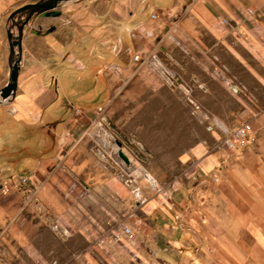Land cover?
I'll use <instances>...</instances> for the list:
<instances>
[{"label":"crops","instance_id":"1","mask_svg":"<svg viewBox=\"0 0 264 264\" xmlns=\"http://www.w3.org/2000/svg\"><path fill=\"white\" fill-rule=\"evenodd\" d=\"M32 1L0 0V84L10 74L9 23L3 16ZM129 2L128 16L120 21L114 11L89 5L62 6L30 19L23 32L16 95L0 104V173H20L18 168L24 167L31 175L27 186H37L43 202L55 206L56 215L66 221L73 212L70 206L77 207L78 220L89 207L90 227L61 234L63 240L75 236L87 243L74 253L87 255L97 249V239H90L97 234L93 225L119 218L141 231L132 239L123 235L130 242L124 240L123 255L106 257L108 264H264V214L257 217L252 209L264 205V0ZM141 25L153 34H140ZM131 51L138 52L142 62H135ZM166 52L176 82L193 86L195 99L226 124L249 121L255 141L232 153L215 143L213 135L206 136L198 146L175 155L169 172L173 178L162 180L172 188L170 197L158 202L148 195L140 202L125 193L108 159L91 149L82 129L91 120L88 114L104 108L106 119L122 133L129 96L139 93L151 95L161 115L149 123L138 118L136 124L168 125L177 134L186 103L177 94L173 98L158 70L146 69L151 59L167 63ZM113 66L120 70L114 73ZM224 77L237 84V94ZM114 92L121 93L115 102ZM192 132L186 134L191 142ZM193 159L197 168L177 178V163L185 166ZM53 188L58 198H46L45 191ZM69 188L82 196L72 201ZM99 191H105L104 213L96 210ZM33 201L34 193L26 197V202ZM15 202H21L20 196ZM114 206L122 211L115 212ZM142 217L144 226L136 224ZM25 227L19 235L24 245L44 255L35 222L27 220ZM80 256L61 264H76Z\"/></svg>","mask_w":264,"mask_h":264},{"label":"rangeland","instance_id":"2","mask_svg":"<svg viewBox=\"0 0 264 264\" xmlns=\"http://www.w3.org/2000/svg\"><path fill=\"white\" fill-rule=\"evenodd\" d=\"M35 1L37 0H33L32 2ZM75 5L96 6L98 8H103L107 12L114 11L116 21L126 18L128 16L126 9L132 7L129 0H74L63 3L59 7H71ZM123 8L125 13H122ZM15 10L9 11L3 16L4 21H8L9 25H11L10 15ZM19 16L21 15L15 16L14 20L16 23L24 20L28 14L25 13L22 15L25 16L23 19L18 18ZM99 16L106 18V16L109 15L101 14ZM1 22L2 20L0 19V24ZM16 30L17 29L15 28V33ZM138 31L140 34L143 32L148 37L153 34L150 31H146L142 25L138 27ZM136 34V32L131 33V37L134 38ZM136 53L138 52L131 51V56L134 57ZM168 54L169 53L166 52L164 55V58L168 60L167 63L160 61V65L162 68L171 72L169 65L173 67V64L169 61ZM149 61L146 69L152 71L154 65L151 63L152 59ZM119 70V67L113 66L112 71L114 73H117ZM159 70L161 71L162 69L159 68ZM9 75L8 77L3 76L0 84L2 88L5 86L4 83L7 80L9 81ZM159 79L163 85L174 92L172 94L173 98L175 97V94H177L182 100L184 99L187 106L186 111L182 110L180 118L182 119L183 125L177 127V134H174L172 127L168 125L146 124L139 126L136 124L135 121H137L138 118H141L143 122L149 123L153 121L154 117L161 115V112L158 109H154L156 105L153 103L155 101L154 98L149 94L139 93L130 94L129 100L127 101L128 111L126 114L129 118L127 119V125L124 127L125 132L123 131L121 133L118 126H115L111 120L106 119L104 108H98L94 113L91 112L88 114L91 120H89V124L82 129L85 130L84 139L88 141V145L91 146V149L97 152L100 157L104 155V160L106 158L108 159V165L110 167L112 166L111 168L114 173L119 176L120 181L123 182L124 186L127 188V190H124L125 193L134 200L140 202L147 201L148 195L156 198L158 202L167 200L171 195L172 188H168L164 185L162 180L164 178H173V175H170L169 172L171 171V166L173 167L176 162L175 155L180 157L182 152L188 149L189 146H198V144L202 143L200 140L206 138V136L210 137V135H213L215 143L216 141H219L223 148L232 153L238 151V149L252 145L255 141L254 130L249 121L241 122L235 126L228 125L195 99V88L193 86H188V84L183 81L179 84L184 88L177 85V83L174 86H171L168 81L163 79V77L162 79L159 77ZM224 80L229 85L231 93H234L235 95L239 92L237 84L234 83L233 80H228L225 77ZM232 87H236L237 89L234 90ZM185 89H187L188 92ZM120 96L121 93L114 92L112 95V101H117ZM166 96L171 98V94L169 93H167ZM189 99L193 100L194 103L199 106L198 110H193L192 104L189 103ZM217 121L222 124L223 129L216 125ZM243 125L250 127L252 141L248 142L245 146L236 144L234 148H230L225 143V140L231 137V133L234 129ZM100 127L104 129V131H98ZM189 131H193L192 134L194 139L192 142L189 141L188 136H186ZM27 136L28 135H23L25 138H28ZM30 138L31 137L29 136L28 139ZM104 138H107L108 143L103 140ZM117 141L121 142V146L117 144ZM31 142L32 141L30 140V143ZM205 146L207 147L208 145L205 144ZM106 150H108V152ZM118 150L127 156L129 159L128 163L120 158ZM178 160H180V158H178ZM189 161L185 163V166L177 163L179 171L177 178L186 176V172L190 171L192 167H194V169L197 168L194 159L190 162ZM19 163V166H21V161H19ZM18 169L20 173H0V264H50L55 261L61 264L63 261L68 262L79 255L81 256L77 259L76 264H108L106 257L110 258V256L113 255L116 258L119 255H123V249L126 248L127 244L124 240L126 239L129 243L135 235L136 230H138L131 226L132 223L126 220H119L118 218L111 223H98L93 225V231L97 232V234L92 238L90 237V239H97L93 244V246H97V249L91 248V251H89L87 255L84 253H74V251L80 252L79 249L83 250V247L86 246L87 243L75 236H72L68 240H63L61 239V234L65 233L66 235H73L75 232L81 230V227L83 226L84 230H86L87 226L90 227V222L87 221L89 207L86 206L83 208L85 209V212H83L84 219L82 217V220H78L77 217L79 216L74 214L77 207L70 206V208L73 209V212L70 213V218L65 216L66 219H70V221H66L62 214L56 215L57 209H55V206L51 207L43 202L39 197L40 189L37 188V186L31 188L30 186H27V184L30 183L29 179L31 175H27L24 172V167H19ZM144 169L150 173L146 172ZM154 169L157 171L155 172ZM194 171L195 170H192L191 176L195 173ZM145 172L156 181V185L147 178ZM21 178L27 179V182L25 184H20L19 181ZM213 179L217 181L215 176H213ZM68 191V195L71 197L72 201L74 198L80 197V195L82 196V194H79L71 188H69ZM33 193L34 201L30 203L26 202V197L29 196L31 198ZM104 193L105 191H99L97 194L98 204L96 210H98V213L106 212L105 206L102 204L105 200ZM16 196H20L21 202H15ZM58 196V191L54 188L45 191L46 198L56 199ZM18 207L20 210L16 214ZM112 209L117 213L122 211L121 207L114 206ZM252 209L257 217H261L264 214V205ZM67 211L70 210L67 209ZM132 214L133 211L129 212L127 217L129 218L133 216ZM56 217L59 221H55ZM27 220L35 222V230L39 232L41 248L44 251V255L35 253L31 248H27L24 245L25 239H21L19 236L21 235V230H24V228L26 229L25 222ZM136 224L144 226L145 223L143 217L142 219H139ZM123 226H126L131 230L130 235L126 236L131 239L124 238ZM138 231H141V228ZM89 233L90 232H87L88 235ZM108 236L110 237V241L108 243L109 246L107 247L106 240H108ZM50 249L53 252H49Z\"/></svg>","mask_w":264,"mask_h":264},{"label":"water","instance_id":"3","mask_svg":"<svg viewBox=\"0 0 264 264\" xmlns=\"http://www.w3.org/2000/svg\"><path fill=\"white\" fill-rule=\"evenodd\" d=\"M71 1L74 0H37L19 7L10 15L11 25H9L7 31L10 75L8 83L0 89V104L10 102L17 92L21 64V45L25 26L34 14L49 15L52 11L58 9L61 4ZM27 12L28 16L24 20L18 23L15 22L16 15H24ZM15 28L17 29L16 33L14 32ZM117 144L121 146V142L117 141ZM119 156L124 162H129V159L123 152L120 151Z\"/></svg>","mask_w":264,"mask_h":264},{"label":"built area","instance_id":"4","mask_svg":"<svg viewBox=\"0 0 264 264\" xmlns=\"http://www.w3.org/2000/svg\"><path fill=\"white\" fill-rule=\"evenodd\" d=\"M253 13H254L253 10L248 11L249 16L253 15ZM152 17H155V15H152ZM222 23L226 24L228 22L226 19H222ZM133 59L135 62H142V57L138 53H136L134 55ZM151 63L154 65L153 69L158 70V72H160V74L162 75L163 79L168 81L171 86H174L177 83V85L183 87L181 84H179V82H176V80H175L176 78L172 74V72H169L167 69L162 68L160 63L157 60L152 59ZM159 68H161L162 70L160 71ZM185 90L188 92L187 89H185ZM189 103L192 104L193 110L196 111L199 109V106L196 103H194L193 100L189 99ZM216 125H218L220 128L223 129L222 124L220 122L217 121ZM251 141H252L251 129L249 126L243 125V126H239L236 129H234L233 132L231 133V137L227 138L225 140V143L230 148H234L236 146V144L240 145V146H245L246 144H248V142H251ZM26 182H27V179H25V178H21V180L19 181L20 184H25ZM130 232H131V230L128 227L123 226V234L125 236L130 235Z\"/></svg>","mask_w":264,"mask_h":264},{"label":"bare ground","instance_id":"5","mask_svg":"<svg viewBox=\"0 0 264 264\" xmlns=\"http://www.w3.org/2000/svg\"><path fill=\"white\" fill-rule=\"evenodd\" d=\"M234 90L235 89H237L236 87H232ZM118 153H119V150H118ZM145 174H146V176H147V178L149 179V180H151L152 182H153V184L154 185H156V181L154 180V179H152L146 172H145Z\"/></svg>","mask_w":264,"mask_h":264},{"label":"flooded vegetation","instance_id":"6","mask_svg":"<svg viewBox=\"0 0 264 264\" xmlns=\"http://www.w3.org/2000/svg\"><path fill=\"white\" fill-rule=\"evenodd\" d=\"M27 14H28V12H27Z\"/></svg>","mask_w":264,"mask_h":264}]
</instances>
